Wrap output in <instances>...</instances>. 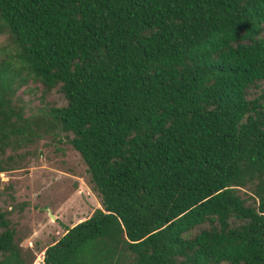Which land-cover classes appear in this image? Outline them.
I'll return each instance as SVG.
<instances>
[{
  "label": "trees",
  "instance_id": "trees-1",
  "mask_svg": "<svg viewBox=\"0 0 264 264\" xmlns=\"http://www.w3.org/2000/svg\"><path fill=\"white\" fill-rule=\"evenodd\" d=\"M0 34V173L65 138L100 202L40 264H264V0H0Z\"/></svg>",
  "mask_w": 264,
  "mask_h": 264
},
{
  "label": "rangeland",
  "instance_id": "rangeland-1",
  "mask_svg": "<svg viewBox=\"0 0 264 264\" xmlns=\"http://www.w3.org/2000/svg\"><path fill=\"white\" fill-rule=\"evenodd\" d=\"M7 46L6 36L0 34V60ZM18 94L26 115L38 113L39 91L32 82ZM51 98L57 100L55 93ZM64 139L54 135L38 139L18 151L10 163L12 170L0 173V208L9 211L16 241L31 264L42 262L45 248L66 227L85 220L100 207L83 159Z\"/></svg>",
  "mask_w": 264,
  "mask_h": 264
}]
</instances>
